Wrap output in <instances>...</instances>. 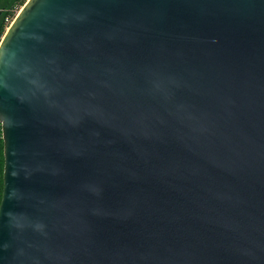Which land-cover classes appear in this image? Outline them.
Returning <instances> with one entry per match:
<instances>
[{"label":"water","instance_id":"obj_1","mask_svg":"<svg viewBox=\"0 0 264 264\" xmlns=\"http://www.w3.org/2000/svg\"><path fill=\"white\" fill-rule=\"evenodd\" d=\"M0 123V264H264V0H28Z\"/></svg>","mask_w":264,"mask_h":264},{"label":"trees","instance_id":"obj_2","mask_svg":"<svg viewBox=\"0 0 264 264\" xmlns=\"http://www.w3.org/2000/svg\"><path fill=\"white\" fill-rule=\"evenodd\" d=\"M27 1L28 0H0V42L7 29ZM4 165V140L2 125L0 123V205L4 189Z\"/></svg>","mask_w":264,"mask_h":264},{"label":"rangeland","instance_id":"obj_3","mask_svg":"<svg viewBox=\"0 0 264 264\" xmlns=\"http://www.w3.org/2000/svg\"><path fill=\"white\" fill-rule=\"evenodd\" d=\"M12 24V23H11Z\"/></svg>","mask_w":264,"mask_h":264}]
</instances>
